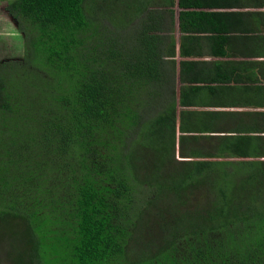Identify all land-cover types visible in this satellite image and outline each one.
Wrapping results in <instances>:
<instances>
[{"label": "trees", "instance_id": "16d2710c", "mask_svg": "<svg viewBox=\"0 0 264 264\" xmlns=\"http://www.w3.org/2000/svg\"><path fill=\"white\" fill-rule=\"evenodd\" d=\"M139 1L7 7L37 36L0 63V264H264V150L177 140V0Z\"/></svg>", "mask_w": 264, "mask_h": 264}, {"label": "crops", "instance_id": "0c3cea01", "mask_svg": "<svg viewBox=\"0 0 264 264\" xmlns=\"http://www.w3.org/2000/svg\"><path fill=\"white\" fill-rule=\"evenodd\" d=\"M5 1L0 0V11L9 20L7 6H3ZM182 1L184 5L177 0L174 9L164 8L173 11L174 15L168 18V30L160 34L168 35L176 46L177 98H183L185 88L190 87L185 100L191 101V97L195 101L182 112L178 110L177 140L184 139L187 134L197 135V138H186L184 147L217 153L226 150L235 138L243 135L248 140L255 135L250 139L251 143L238 144L233 154H243L245 148L263 151L264 0ZM164 2L150 0L147 5L162 9ZM186 12L191 15L185 16L183 13ZM4 40L11 41L13 36ZM220 100L227 103L222 108L226 110L225 117L222 113L211 112L212 108L218 110L216 106L203 103ZM202 110L204 114L200 117L197 111ZM180 125L184 129H179Z\"/></svg>", "mask_w": 264, "mask_h": 264}, {"label": "rangeland", "instance_id": "374dc122", "mask_svg": "<svg viewBox=\"0 0 264 264\" xmlns=\"http://www.w3.org/2000/svg\"><path fill=\"white\" fill-rule=\"evenodd\" d=\"M2 1V0H1ZM12 2V0H6L5 3L3 2V6H10V3ZM125 2L129 3V0H122L121 2V7H123L122 5L125 4ZM117 9V8H115ZM0 33L2 34V36L0 37V63L4 62V61H9L10 59H7L12 56L16 57L18 60L22 57H24L27 54V51L31 50V46L28 45V41H27V36L29 38H31V40L33 41V38L35 36H37L35 33H31L30 35H28L24 30H23V25H21L18 21H16L13 16L11 15H16V12L19 11H11L9 12L10 16H8L9 20L7 19L6 15L2 13V11H0ZM130 17L132 15H129ZM4 17V22H1V19ZM21 18V17H20ZM24 21V19H21V21ZM25 30L30 29L29 25H25ZM11 35V36H10ZM13 36V40H9L6 41L4 40L5 37H12ZM13 58V57H12ZM5 70L0 71V74L4 73ZM19 73H20V82L23 85L24 83V78H23V65H20V69H19ZM7 86H9V80H12V76H7V72L6 74H4ZM17 75L14 77L16 79ZM11 82V81H10ZM6 112V111H5ZM3 115H6L3 113V111L0 110V133L3 132V130H6V121L5 119H3ZM2 136H0L1 138ZM2 139V138H1ZM3 143L5 144L6 138L4 137L2 139Z\"/></svg>", "mask_w": 264, "mask_h": 264}, {"label": "clouds", "instance_id": "9594fccd", "mask_svg": "<svg viewBox=\"0 0 264 264\" xmlns=\"http://www.w3.org/2000/svg\"><path fill=\"white\" fill-rule=\"evenodd\" d=\"M8 10V9H7ZM9 12V11H8ZM11 16H13V15H11ZM14 19H15V17H13ZM16 21H17V19H15Z\"/></svg>", "mask_w": 264, "mask_h": 264}]
</instances>
